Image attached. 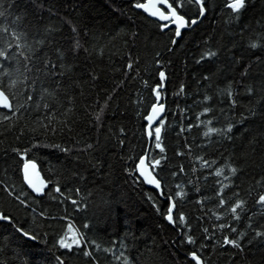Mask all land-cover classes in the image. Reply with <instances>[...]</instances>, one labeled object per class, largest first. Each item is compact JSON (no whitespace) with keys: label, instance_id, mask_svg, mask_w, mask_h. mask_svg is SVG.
Listing matches in <instances>:
<instances>
[{"label":"trees","instance_id":"obj_1","mask_svg":"<svg viewBox=\"0 0 264 264\" xmlns=\"http://www.w3.org/2000/svg\"><path fill=\"white\" fill-rule=\"evenodd\" d=\"M140 2L0 0V264H264V0H203L175 44ZM160 71L148 165L162 196L136 176ZM28 160L41 197L23 184ZM69 225L80 244L61 248Z\"/></svg>","mask_w":264,"mask_h":264},{"label":"snow or ice","instance_id":"obj_2","mask_svg":"<svg viewBox=\"0 0 264 264\" xmlns=\"http://www.w3.org/2000/svg\"><path fill=\"white\" fill-rule=\"evenodd\" d=\"M160 3H163L166 5L167 9H168V14L166 15L165 14V11H162L160 10L159 8H157L156 11H153L151 14L156 16L158 15L159 19L161 21H173L176 23V29H175V34H176V37H180L181 36V30L183 28H185L186 26H188L185 18L182 16V15H178L177 14V10L175 7H173L174 4H176V0H159ZM195 2L197 4H200L201 7H200V15L203 16L204 13H205V8L203 6V0H195ZM244 3H245V0H232V2L228 3V7L231 8L234 12H238L243 6H244ZM136 7L138 8H144L145 10H148V6L146 4H143V3H138L136 5ZM153 7H155V5H153ZM4 13L3 12H0V16H3ZM192 24H195L197 23L196 20H192L191 21ZM169 25L167 23L163 24L162 25V28H168ZM75 30V29H74ZM173 44L176 43V40H173L172 41ZM253 48L256 47V44H252L251 45ZM0 55H3V53H0ZM129 67H131V65H129ZM160 78L161 80L163 81L164 78H165V73L164 72H160ZM156 91V95H157V99H159V91L158 90H155ZM0 107H3L5 109H9L11 110L12 108V105L10 104L9 102V98L6 96V94L0 90ZM163 106L161 105L160 108H162ZM157 106L156 105H153V116L155 115V113L157 112ZM103 111V110H101ZM153 116H149L148 117V120L151 121L153 119ZM8 117L5 116V119H7ZM97 119H99V116L97 117ZM162 123V121H161ZM229 130H231L229 128ZM213 131H216L215 129H209V132H213ZM160 132H161V129L159 127H156L155 128V139L157 141L160 140ZM149 135L151 136V132H149ZM207 135V133L205 134ZM156 147H160V144L157 143ZM161 151H163V149H161ZM29 163L30 162H26L25 165H24V170H25V175H24V179L25 181L27 182L28 186L34 191L36 192L37 194L41 193L42 191V188L44 187L43 185V182H41V185L40 186H37L35 183H33V181L29 178V175H28V168H29ZM156 163L158 164L159 161H156ZM145 164V160L144 159H141L140 161V167L143 169V166ZM31 167L35 168V165L32 164ZM233 172H235V169H233ZM217 175H220V171H217L216 173ZM146 179L148 181V183H151V184H154L157 188L160 187V184L158 181L154 180V179H150L148 178V176H146ZM57 191H59V188H57ZM11 194V193H10ZM260 201L261 202H264V195H262L260 197ZM21 203H24L23 201H21ZM221 203L223 204L224 202L221 201ZM240 207L239 204L236 205V207L232 208V212L235 213L236 212V208ZM168 215H167V220L170 222V223H173V216H172V207L169 208L168 210ZM181 220H183V216H181L180 218ZM0 221H8L9 223L12 222L11 220V217L7 216V215H3V214H0ZM18 232H21V234L24 236V237H27L29 239H33V240H38L39 237L36 236L35 234L33 233H29V232H26L24 231L23 229H20V228H17L16 229ZM70 234V235H69ZM77 235L78 233L74 230V228L69 225L68 227V232L62 236L59 240V246L61 248H65V249H70L72 247L73 244L79 246L80 244V240L77 239ZM259 235V233H258ZM71 239V243L68 242V240ZM188 243H193V240L191 237L188 238ZM224 244H232L234 246H237L239 247V245L237 244L236 241L234 240H229L227 237L225 238L224 240ZM85 255H89V253L85 252L84 253ZM191 259L193 261H195V264H201V260L200 258L198 257V255L195 253V252H192L191 253ZM57 260L59 262V264H63V262L60 260L59 257H57Z\"/></svg>","mask_w":264,"mask_h":264},{"label":"water","instance_id":"obj_3","mask_svg":"<svg viewBox=\"0 0 264 264\" xmlns=\"http://www.w3.org/2000/svg\"><path fill=\"white\" fill-rule=\"evenodd\" d=\"M194 2V4H196L200 10V7L201 5L200 4H197L195 2V0H192ZM143 4H146L148 6V10H145L144 8H138V7H135L136 9L140 10L142 13H144L147 17H149L150 19H153V20H156L158 22H166V21H161L158 17V15L154 16L152 15L151 13L153 11H156L157 8H159L160 10L162 11H166L168 12V9L166 7L165 4L163 3H160L159 0H146ZM153 5H155V7H153ZM168 14V13H167ZM166 14V15H167ZM204 16V15H203ZM203 16H199V19L196 20L197 23L203 18ZM196 24V23H195ZM195 24H192L190 26H193ZM171 25H173L176 29V23L175 22H171ZM187 28V26L185 28H183L181 30L184 31L185 29ZM160 81L162 82L161 78H160ZM164 82V80H163ZM163 88V86H162ZM158 90V89H156ZM10 102V100H9ZM11 104V102H10ZM157 112L155 113V115L153 116V108L150 109L149 113L147 114L146 118H145V123H146V137H147V140L150 141L151 139V136L149 135V132H151V129L153 128V126L156 125V123L162 119L164 117V114H165V109L164 107L160 108V106H157ZM0 110H3L5 112H11V110L9 109H5L3 107H0ZM149 116H153V119L151 121L148 120V117ZM148 150H149V144H148V147H147V151H146V154L144 156H142L139 161L137 162L136 164V176L137 178L142 182V184L147 188V189H150V190H153L155 192L158 193L159 196L162 195V189H161V183L159 182V180L156 178V176L153 174L152 170H151V167L148 165V162H147V154H148ZM141 159H144L145 160V164L143 166V169L140 167V161ZM26 162H30L29 163V168H28V175H29V178L33 181V183H35L37 186H40L41 185V182H43V185L44 187L42 188V191L41 193L37 194L36 192H34L27 184V182L25 181L24 179V175H25V170H24V165ZM34 164L35 165V168L31 167V165ZM146 176H148V178L150 179H154L156 181L159 182L160 184V187L157 188L154 184H151V183H148L147 179H146ZM21 177H22V181H23V184L25 186V188L33 195V196H36V197H41L43 196L44 192L46 191V189L48 188V182L47 180L43 177V175L41 174V172L39 171L38 169V166L37 164L34 162V161H31V160H28V161H25L22 166H21ZM195 262V261H194Z\"/></svg>","mask_w":264,"mask_h":264},{"label":"bare ground","instance_id":"obj_4","mask_svg":"<svg viewBox=\"0 0 264 264\" xmlns=\"http://www.w3.org/2000/svg\"><path fill=\"white\" fill-rule=\"evenodd\" d=\"M146 0H144V2H145ZM193 4H194V2L192 1V0H190ZM143 2V3H144ZM141 3V2H140ZM136 5L137 4H134L133 5V8L135 9V10H137V11H139V12H141L140 10H138V9H136L135 7H136ZM196 5V4H195ZM197 6V5H196ZM174 7V6H173ZM198 7V6H197ZM165 11V10H164ZM142 13V12H141ZM168 12H167V10L165 11V14H167ZM143 15H145L144 13H142ZM177 14L178 15H180L179 13H178V11H177ZM204 15H205V13H204ZM146 16V15H145ZM200 16V15H199ZM147 17V16H146ZM204 17V16H203ZM148 19H150L149 17H147ZM199 18H197V19H194V20H198ZM150 20H153V19H150ZM186 20V19H185ZM153 21H155V22H157V23H159V24H165V23H167L168 25H169V27H174L173 25H171V22L172 21H166V22H158V21H156V20H153ZM192 21V20H191ZM191 21L190 22H188L187 20H186V22H187V24H188V26H187V28L185 29V30H188V29H191V28H193L195 25H193V26H190L191 25ZM200 22V21H199ZM198 22V23H199ZM168 27V28H169ZM168 28H161L162 29V31H165V30H167ZM175 28V27H174ZM184 30V31H185ZM183 32V31H182ZM178 39V37H176V34H175V40H177ZM160 72H164V71H160ZM165 79V78H164ZM159 80H160V73H159ZM161 82V81H160ZM162 86H163V88H162ZM164 86H165V83L162 81L161 82V85L160 86H157L156 88H155V90L156 89H158V91H162L163 89H164ZM154 94H156V91H154ZM154 105H156V106H163L164 107V109H165V106H164V104L162 103V96L159 94V99H157V95H156V102H155V104ZM153 108V106L150 108V109H152ZM150 109H149V111H150ZM149 111H148V113H149ZM166 112V111H165ZM147 113V114H148ZM147 116V115H146ZM164 116H165V114H164ZM146 118V117H145ZM164 118V117H163ZM163 118L162 119H160L157 123H156V125L155 126H153V128L151 129V139H150V141H148V144H149V147H150V144H151V140H152V137H153V135L155 134V128L156 127H158L159 126V124H160V122L163 120ZM161 133V132H160ZM147 138V137H146ZM148 147V146H147ZM147 151V150H146ZM148 153H149V150H148ZM146 154V153H145ZM144 154V155H145ZM143 155V156H144ZM141 158V157H140ZM139 158V159H140ZM139 161V160H138ZM147 162H148V154H147ZM156 176V175H155ZM157 178V177H156ZM160 182V181H159ZM161 183V182H160ZM161 189H162V184H161ZM162 196V195H161ZM170 207H172V216L174 215V211H175V204L173 203V201H170V203H169V208ZM169 208H168V210H169ZM169 214V213H168ZM167 214V215H168ZM167 217V216H166ZM167 219V218H166ZM168 221V220H167ZM169 222V221H168ZM170 223V222H169ZM170 224H173V223H170ZM200 258V257H199ZM189 260L191 261V262H193L194 264H195V262L191 259V254L189 255ZM200 260H201V258H200ZM201 264H203V261L201 260Z\"/></svg>","mask_w":264,"mask_h":264},{"label":"flooded vegetation","instance_id":"obj_5","mask_svg":"<svg viewBox=\"0 0 264 264\" xmlns=\"http://www.w3.org/2000/svg\"><path fill=\"white\" fill-rule=\"evenodd\" d=\"M153 21V20H152ZM155 22V21H154ZM157 23V22H156ZM159 24V23H158ZM160 26H161V28H162V24H159ZM170 29H172L173 30V32H174V34H175V28L174 27H169L167 30H170ZM162 30V29H161ZM167 30H165V31H167Z\"/></svg>","mask_w":264,"mask_h":264}]
</instances>
